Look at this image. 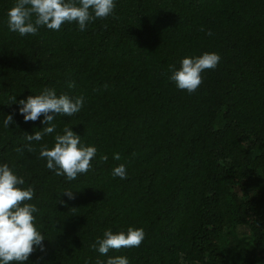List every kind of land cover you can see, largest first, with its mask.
I'll use <instances>...</instances> for the list:
<instances>
[{
	"label": "trees",
	"instance_id": "1",
	"mask_svg": "<svg viewBox=\"0 0 264 264\" xmlns=\"http://www.w3.org/2000/svg\"><path fill=\"white\" fill-rule=\"evenodd\" d=\"M14 3L0 0V164L34 189L46 238L24 264H264V0H115L85 31L73 22L34 36L9 30ZM205 52L219 54L217 67L195 92L179 90L170 66ZM45 88L85 103L29 152L44 117L25 122L19 101ZM66 126L97 148L73 181L39 158ZM119 164L126 179L112 176ZM129 227L143 229L139 247H90Z\"/></svg>",
	"mask_w": 264,
	"mask_h": 264
},
{
	"label": "clouds",
	"instance_id": "2",
	"mask_svg": "<svg viewBox=\"0 0 264 264\" xmlns=\"http://www.w3.org/2000/svg\"><path fill=\"white\" fill-rule=\"evenodd\" d=\"M115 6V0H15L13 7L8 10L7 23L9 30L20 36L37 35L41 27L59 31L64 24L73 22L78 24L79 30L85 31L90 23L112 15ZM200 30L204 31V28ZM208 35H212L211 31H208ZM220 59L215 52L185 57L180 61L179 69L175 65L170 66L171 75L168 78L179 90L191 94L203 83L202 73L215 69ZM67 86L75 87V81H69ZM13 101L16 102V97H13ZM84 103L83 95L74 99L67 94L58 96L54 88H45L41 94L29 95L26 100H20L19 113L25 122H34L41 115L44 117L42 122L45 127L26 135L25 139L29 143L24 147L27 151L35 152L31 142H39L44 136L55 132L53 121L57 115L71 117L81 111ZM14 122L13 115L8 114L3 126L7 128ZM54 141L51 148L41 145L39 158L47 161L46 167L54 171L55 175L73 181L92 170L97 148L82 144L81 137L72 128L66 126L63 134L55 135ZM16 151L23 152L24 148H17ZM113 159L119 161L120 154L115 153ZM107 161L108 156L101 154L99 163ZM112 176L126 179V165L114 167ZM24 184V178L18 176L12 167L7 163L0 164V264H24L37 248L44 250L43 241L46 238L38 230L34 215L39 209L31 203L34 189L21 187ZM64 193L70 199L75 198L71 190H65ZM144 236L142 228L129 227L126 232L118 233L107 229L103 237H98L90 247L101 255H107L110 250L139 247ZM96 264H129V260L125 256H115L109 257L106 262L97 260Z\"/></svg>",
	"mask_w": 264,
	"mask_h": 264
}]
</instances>
